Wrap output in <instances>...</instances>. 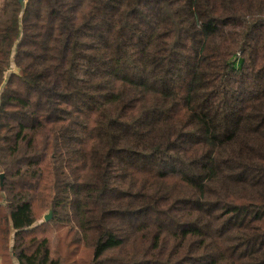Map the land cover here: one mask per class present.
Segmentation results:
<instances>
[{"label": "trees", "instance_id": "trees-1", "mask_svg": "<svg viewBox=\"0 0 264 264\" xmlns=\"http://www.w3.org/2000/svg\"><path fill=\"white\" fill-rule=\"evenodd\" d=\"M24 3L0 0V264H264V0Z\"/></svg>", "mask_w": 264, "mask_h": 264}, {"label": "rangeland", "instance_id": "rangeland-1", "mask_svg": "<svg viewBox=\"0 0 264 264\" xmlns=\"http://www.w3.org/2000/svg\"><path fill=\"white\" fill-rule=\"evenodd\" d=\"M12 72L18 73V69L16 68V66L14 65V63H12V70H11L10 72L7 73L6 77L8 78V77L11 75ZM7 78H6V79H7ZM2 175H3V174H2ZM3 177H4V175H3ZM50 210H51V209H50ZM50 210L46 213V215L49 214ZM52 210H53V209H52ZM46 215H45V216H46ZM45 216L43 217V220L40 222V224H41L42 222H45V219H44ZM14 263H15V264H18L17 261H14Z\"/></svg>", "mask_w": 264, "mask_h": 264}, {"label": "water", "instance_id": "water-1", "mask_svg": "<svg viewBox=\"0 0 264 264\" xmlns=\"http://www.w3.org/2000/svg\"><path fill=\"white\" fill-rule=\"evenodd\" d=\"M20 3L22 5V7L25 6L24 0H20ZM1 179H3V175H1ZM53 217V210L51 209L49 214L45 216V222H49Z\"/></svg>", "mask_w": 264, "mask_h": 264}, {"label": "crops", "instance_id": "crops-1", "mask_svg": "<svg viewBox=\"0 0 264 264\" xmlns=\"http://www.w3.org/2000/svg\"><path fill=\"white\" fill-rule=\"evenodd\" d=\"M18 263V262H17Z\"/></svg>", "mask_w": 264, "mask_h": 264}]
</instances>
